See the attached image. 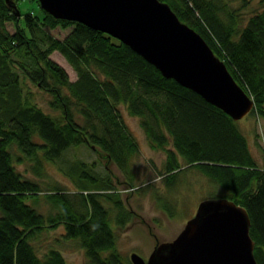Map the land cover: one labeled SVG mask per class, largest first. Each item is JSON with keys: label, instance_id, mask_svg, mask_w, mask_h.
I'll return each instance as SVG.
<instances>
[{"label": "trees", "instance_id": "16d2710c", "mask_svg": "<svg viewBox=\"0 0 264 264\" xmlns=\"http://www.w3.org/2000/svg\"><path fill=\"white\" fill-rule=\"evenodd\" d=\"M161 1L224 61L253 100L251 115L264 120V0L243 26L225 0ZM39 10L41 17L31 12L17 17L0 0V264H66L60 250L49 247L40 256L33 244L42 232L59 226L63 238L79 240L89 264H131L116 248V229L126 225L132 211L112 192L109 178L83 172L85 181L72 192L57 184L42 188L16 168L27 164L41 178L45 162L86 144L124 169L138 146L121 107L140 119L153 148L170 142L163 167L166 187L179 182L181 170L192 169L217 186L208 197H225L246 209L253 255L264 264V167L238 122L164 78L119 40ZM7 22L14 25L12 33ZM70 24L74 27L62 40L44 32L45 25ZM55 50L74 69V81L49 57ZM41 98L50 110L39 104ZM41 198L49 205L46 213L36 208ZM154 198L173 217L168 204Z\"/></svg>", "mask_w": 264, "mask_h": 264}, {"label": "water", "instance_id": "95a60500", "mask_svg": "<svg viewBox=\"0 0 264 264\" xmlns=\"http://www.w3.org/2000/svg\"><path fill=\"white\" fill-rule=\"evenodd\" d=\"M18 17L14 0H4ZM55 19L106 33L154 66L164 78L201 96L234 121L254 102L203 37L161 0H37ZM91 148L100 154L99 150ZM107 161L109 154H105ZM107 166V163H105ZM246 209L217 197L197 204L193 217L171 241H156L147 259L132 252L131 264H258Z\"/></svg>", "mask_w": 264, "mask_h": 264}, {"label": "rangeland", "instance_id": "374dc122", "mask_svg": "<svg viewBox=\"0 0 264 264\" xmlns=\"http://www.w3.org/2000/svg\"><path fill=\"white\" fill-rule=\"evenodd\" d=\"M15 1L20 12H31L41 17L40 5L38 6L35 1ZM225 1L229 8L235 10L233 14L236 15L240 26L246 23L252 12L260 8L259 0ZM5 27L11 33L14 31V25L11 22H7ZM73 27L72 24L65 28L60 26L50 28L45 25L44 32L53 38L62 40L72 31ZM49 57L66 71L70 81L76 79L74 69L59 51H53ZM30 89L34 91L35 87L31 85ZM45 102L42 98L39 99V104L43 109L50 110ZM121 114L129 135L138 146V152L129 159L124 169L118 167L112 160L107 161L105 152L102 151L101 155H98L86 144L69 147L55 162H45L46 175L41 178L36 177L27 164H16V168L24 176L37 181L42 188L56 187L53 185L57 184L72 192L77 189V185L85 181L82 177L83 172L99 179L109 178L115 186L112 192L118 193L126 208L132 211L131 219L126 225L116 229V248L128 260L132 252L147 259L156 241L173 240L183 229L187 220L194 216L199 201L209 198L208 194L213 192L217 186L209 183L200 172L191 169L181 170L179 182L171 188L166 187L163 167L167 160L166 150L172 149L170 142L164 149L153 148L140 119L131 116L125 107H121ZM237 122L239 129L247 139L253 156L258 164L264 167V120L251 115L250 112ZM146 183H150L149 189L145 186ZM155 194L168 204L174 213L173 217H169L160 209L154 198ZM103 203L107 207L110 206L108 201L103 200ZM36 208L46 213L49 205L41 198ZM63 233V227L59 226L37 236L33 244L38 254L42 256L46 249L53 247L60 250L66 264H89L83 248L79 245V240L63 238Z\"/></svg>", "mask_w": 264, "mask_h": 264}, {"label": "bare ground", "instance_id": "6f19581e", "mask_svg": "<svg viewBox=\"0 0 264 264\" xmlns=\"http://www.w3.org/2000/svg\"><path fill=\"white\" fill-rule=\"evenodd\" d=\"M243 26V25H242ZM209 46V45H208ZM210 47V46H209ZM211 48V47H210ZM212 50V48H211ZM213 51V50H212ZM213 53L215 54V52L213 51ZM216 55V54H215ZM217 56V55H216ZM218 57V56H217ZM219 58V57H218ZM222 62H224L221 58H219ZM225 64V63H224ZM254 107V106H253ZM253 109V108H252ZM250 113V112H249ZM231 118V117H230ZM232 119V118H231ZM233 120V119H232ZM215 197H209L208 199H214ZM225 198V197H224Z\"/></svg>", "mask_w": 264, "mask_h": 264}, {"label": "flooded vegetation", "instance_id": "af4514ba", "mask_svg": "<svg viewBox=\"0 0 264 264\" xmlns=\"http://www.w3.org/2000/svg\"><path fill=\"white\" fill-rule=\"evenodd\" d=\"M98 154V153H97ZM99 155V154H98ZM101 155V154H100Z\"/></svg>", "mask_w": 264, "mask_h": 264}]
</instances>
